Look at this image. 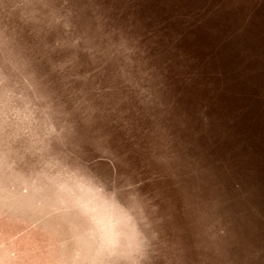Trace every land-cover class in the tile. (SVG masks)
Instances as JSON below:
<instances>
[{
    "label": "clouds",
    "instance_id": "obj_1",
    "mask_svg": "<svg viewBox=\"0 0 264 264\" xmlns=\"http://www.w3.org/2000/svg\"><path fill=\"white\" fill-rule=\"evenodd\" d=\"M0 264H264V0H0Z\"/></svg>",
    "mask_w": 264,
    "mask_h": 264
}]
</instances>
